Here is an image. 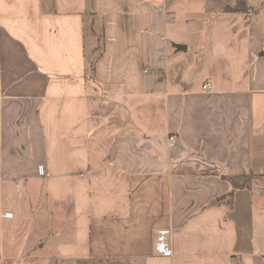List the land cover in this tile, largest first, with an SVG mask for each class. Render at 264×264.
<instances>
[{"label":"crops","instance_id":"0c3cea01","mask_svg":"<svg viewBox=\"0 0 264 264\" xmlns=\"http://www.w3.org/2000/svg\"><path fill=\"white\" fill-rule=\"evenodd\" d=\"M234 1L0 0V264H264V0Z\"/></svg>","mask_w":264,"mask_h":264},{"label":"trees","instance_id":"16d2710c","mask_svg":"<svg viewBox=\"0 0 264 264\" xmlns=\"http://www.w3.org/2000/svg\"><path fill=\"white\" fill-rule=\"evenodd\" d=\"M229 9L234 11H242L245 13H248L249 11L246 3L241 0H238V2H236V4L231 6ZM223 178L227 180L231 185V190L226 195H224L223 198H226L228 200V204L230 205V207H232L235 192L240 189L251 188L254 175H225Z\"/></svg>","mask_w":264,"mask_h":264},{"label":"built area","instance_id":"2783aa9c","mask_svg":"<svg viewBox=\"0 0 264 264\" xmlns=\"http://www.w3.org/2000/svg\"><path fill=\"white\" fill-rule=\"evenodd\" d=\"M176 141H177L176 136L172 135L169 137L170 146L175 145ZM5 215L8 217L11 216L10 213H6ZM170 233H171L170 229H161L158 232L157 242H156V250L160 254L169 257L173 255V250L170 245Z\"/></svg>","mask_w":264,"mask_h":264},{"label":"rangeland","instance_id":"374dc122","mask_svg":"<svg viewBox=\"0 0 264 264\" xmlns=\"http://www.w3.org/2000/svg\"><path fill=\"white\" fill-rule=\"evenodd\" d=\"M232 4H235V1L232 3ZM262 18H264V16H261ZM261 20H263L264 21V19H261Z\"/></svg>","mask_w":264,"mask_h":264},{"label":"water","instance_id":"95a60500","mask_svg":"<svg viewBox=\"0 0 264 264\" xmlns=\"http://www.w3.org/2000/svg\"><path fill=\"white\" fill-rule=\"evenodd\" d=\"M180 48V47H179ZM185 48V47H184Z\"/></svg>","mask_w":264,"mask_h":264}]
</instances>
